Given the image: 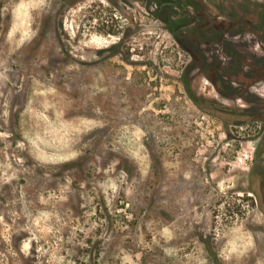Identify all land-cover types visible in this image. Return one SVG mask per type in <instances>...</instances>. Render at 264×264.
I'll return each instance as SVG.
<instances>
[{"label":"rangeland","instance_id":"374dc122","mask_svg":"<svg viewBox=\"0 0 264 264\" xmlns=\"http://www.w3.org/2000/svg\"><path fill=\"white\" fill-rule=\"evenodd\" d=\"M263 3L0 0V264H264Z\"/></svg>","mask_w":264,"mask_h":264},{"label":"flooded vegetation","instance_id":"af4514ba","mask_svg":"<svg viewBox=\"0 0 264 264\" xmlns=\"http://www.w3.org/2000/svg\"><path fill=\"white\" fill-rule=\"evenodd\" d=\"M261 1H264V0H253V3H255V2L257 3V2H261ZM263 4H264V3H263ZM257 14H258L260 17H259V18H256V19H258V20H260V21H263L261 18L263 17V19H264V10H261V9H260V13H257ZM252 16H253V15H252ZM231 80H232V79H231ZM259 96H262V97H263L264 94H262V95H259V94H258V97H259ZM263 99H264V97H263ZM257 105H259V104H255V103H253V104H251V106H249V108L253 110L254 108L257 107Z\"/></svg>","mask_w":264,"mask_h":264},{"label":"trees","instance_id":"16d2710c","mask_svg":"<svg viewBox=\"0 0 264 264\" xmlns=\"http://www.w3.org/2000/svg\"><path fill=\"white\" fill-rule=\"evenodd\" d=\"M250 21H260V20H258V19H253V20H250ZM235 23V22H234ZM254 66V65H253ZM256 67V66H255ZM257 68H259V70L261 71V72H263L264 73V65H259Z\"/></svg>","mask_w":264,"mask_h":264},{"label":"built area","instance_id":"2783aa9c","mask_svg":"<svg viewBox=\"0 0 264 264\" xmlns=\"http://www.w3.org/2000/svg\"><path fill=\"white\" fill-rule=\"evenodd\" d=\"M253 159V156H251V160ZM245 163H248V161H246Z\"/></svg>","mask_w":264,"mask_h":264}]
</instances>
